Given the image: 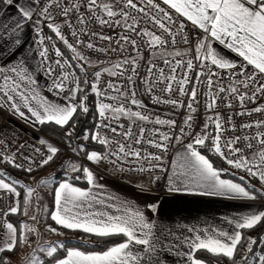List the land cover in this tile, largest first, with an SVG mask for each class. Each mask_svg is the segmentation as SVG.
Returning <instances> with one entry per match:
<instances>
[{"label": "snow or ice", "instance_id": "6c2138e0", "mask_svg": "<svg viewBox=\"0 0 264 264\" xmlns=\"http://www.w3.org/2000/svg\"><path fill=\"white\" fill-rule=\"evenodd\" d=\"M8 9L12 12L6 16ZM26 27L35 33L31 44L24 36ZM105 29L115 35L106 34ZM177 45L184 46L183 50L168 51ZM214 45L235 54L238 61L229 59ZM85 50L103 56L116 54L120 59L111 67L95 70L97 63ZM145 52L149 59L141 76L140 62ZM105 73L117 79L104 80ZM40 76L47 78V91L62 97L65 103L41 94ZM141 85L143 95L153 104L186 108L182 124L147 113V105L137 98ZM89 95L96 98L94 108L88 106ZM200 97L206 112L214 114L206 116L197 132L194 114L201 105ZM261 99L264 0H0V108L33 129L54 125L68 143L73 137L82 139L86 143L72 151L83 153L87 161L97 165L105 160L112 164L129 161L138 165L137 171L151 173L163 166L164 154L175 141L183 151L171 161L169 193L246 201L264 198V192L245 183V176L239 177L240 182L222 178L226 169L214 167L202 154L203 150L214 153L232 169L256 178L264 188V118L239 125L244 130L241 136L224 135L228 128L236 129L234 115L264 117V103H257ZM248 103L255 106L247 108ZM220 105L227 109L239 105L240 111L225 120ZM89 115L97 123L78 133L79 117ZM121 118L130 123L121 124ZM137 122L153 127H137ZM157 125L169 131H161ZM101 131L111 133L113 139ZM14 139H0V164L29 175L48 166L60 151L38 137L37 144L25 141L7 154L4 145ZM87 143L99 144L103 151H89ZM71 171L82 173L88 186L74 185L80 175L66 174L63 181L41 179L40 185L58 184L52 189L54 210L38 208L41 218L48 216L59 227L81 233V245L86 243L83 236L101 240L117 237L120 242H111L101 251H87L69 247L65 241H49L38 249L45 259L33 255L28 264H168L165 254L183 257L185 264H206L208 257L225 259L227 264H264V249L254 250L264 244V233L258 237L246 234V230L264 228V210L223 217L232 226L229 230L177 222L175 228L183 230L178 234L168 222L149 218L132 202L105 192L88 166L73 164ZM34 191L0 170V264H11L3 253L15 254L27 241L25 233L35 232L19 219L22 207L27 214ZM35 198L39 199L38 193ZM145 209L157 214L159 205L147 204ZM13 217L14 221L10 219ZM31 219L36 220V216ZM48 231L63 235L51 225ZM200 253L205 254L204 259Z\"/></svg>", "mask_w": 264, "mask_h": 264}, {"label": "built area", "instance_id": "2783aa9c", "mask_svg": "<svg viewBox=\"0 0 264 264\" xmlns=\"http://www.w3.org/2000/svg\"><path fill=\"white\" fill-rule=\"evenodd\" d=\"M92 27L96 28V27H98V25H92ZM189 28H190V24L186 26L185 30L187 31ZM104 31L106 34L115 35V33H112L107 29H105ZM34 35H35V33L32 32L30 29L31 39ZM192 35L194 36L195 33H192ZM96 43L100 44V43H104V42L96 41ZM183 47L184 46H182V45H177V47L175 49L169 47L168 51L183 50ZM85 52H86V54L90 55L91 60L93 62L97 63V67L95 70H99L102 67H111L112 64L116 63L120 59V56H117L116 54H110L108 56H103V55L92 54V53H90V51H87V50H85ZM184 58L187 59L188 56H185ZM147 59H149V55L147 52H145V59L141 60V62H140L141 63V69H140L141 76L144 75V65H145V62ZM153 59L155 60V62L157 64L161 63V61L159 59H156V58H153ZM99 61H103V63H99ZM88 71L92 72L93 69L91 67H89ZM165 73L167 74L166 68H165ZM44 78L47 81V78L46 77H44ZM89 78H91V77H89ZM102 79H104V80H109V79L116 80L117 78L116 77H109L105 73L104 76L102 77ZM47 83H48V81H47ZM138 83H139V81H138ZM156 94L161 95L159 90H157ZM137 98L141 99L144 102V104L147 105V113H150L153 117L159 116L160 118H163V119H168V118L175 119L178 126L182 124L184 116L187 115V109L186 108H184V109H172L171 106H169V105L153 104L151 99L148 96L143 95V86L142 85L138 89ZM95 99L96 98L94 97V103H95ZM200 100H201V105L197 109V112L194 114V117H195L194 131H197V132L200 131V128L202 127L203 122L206 119V116L214 114L211 112H206V110L203 107V97H200ZM105 102H111V101L106 100ZM257 103H264V99H261ZM234 104H235V102H234ZM254 106L255 105L252 103H248L246 105L247 108H252ZM133 110H135L134 106H133ZM236 111H240L239 105H235L233 109H227L224 107V105H220V115L225 120L229 114H231L232 112H236ZM261 118H264V117H261L260 114H254L252 116H244V117L234 115L232 117V123L234 125H236L237 127L233 131L230 128H228V126L226 125V128H228V130L225 131L224 135H226V136H241L244 134V130L241 129L239 127V125H241L242 123L248 122L250 120H257V119H261ZM95 123H97V120H95L94 124ZM120 123L127 125L130 122L126 118H121ZM138 126H147L148 128L153 127L152 124L145 125L144 122H137V127ZM155 127L160 128L161 131H169V129L167 127H164V126H158L157 125ZM178 131H179V128H177L175 130V132H177V133H178ZM247 131L254 133L255 129H249ZM101 134L102 135L106 134L110 140L113 139L111 133H104L103 131H101ZM13 136H15V139L13 140L12 144L4 145V147L9 150L7 154H11V152H14L16 150V148H18L19 145L21 143H24L25 141L29 142V144H37V138L38 137H43V138L47 139L49 142H51L53 145H56V146L58 145L56 142L51 140L49 137L42 134L38 128L33 129L31 126H29V125L25 124L24 122H22L21 120H19V118H17L16 116H13L11 114V112L8 111L7 109L0 108V139L8 140V139H12ZM116 139H119L121 143L123 142V140L120 138H116ZM93 144L100 148V151H98V152L103 151V148L101 145L96 144V143H93ZM236 146L240 147L241 145L237 144ZM112 147L113 148L115 147V143L112 144ZM137 147H139V146H137ZM179 147H181V146L179 144H177L175 141H173V143L169 147L168 152L164 154V159L162 161L163 166L161 168L155 169L151 173L137 171L136 168L138 167V165L134 162H129V161H118L115 164H112L108 160H105L102 163H100L99 165H97L96 163L94 164L93 162H89V163H87V166L88 167H91V166L95 167V169L98 171V173L100 175L107 176V177H109L115 181H119V182H124L126 179H139V178L150 179L151 180L150 190L154 193L160 194V193L165 192V181H166L168 169H169L171 160L173 158L174 152ZM148 151L157 152V153L159 152V150L153 149V148H148ZM36 170H39V169H36ZM156 176H159L160 179L154 180L153 178ZM0 195H2V193H0ZM4 210L6 211V209H4ZM54 228H56V227H54ZM0 239H2V237H0ZM0 246H2V245H0Z\"/></svg>", "mask_w": 264, "mask_h": 264}, {"label": "crops", "instance_id": "0c3cea01", "mask_svg": "<svg viewBox=\"0 0 264 264\" xmlns=\"http://www.w3.org/2000/svg\"><path fill=\"white\" fill-rule=\"evenodd\" d=\"M11 12L12 9H8V13H6V16ZM24 36L26 41L29 44H31L32 39L30 36V28L27 27L25 28ZM214 46L217 47V50L221 51L222 54L226 55L229 59L238 61L239 58L236 57L235 54L227 52V50L222 49L219 45H214ZM38 83L42 95L46 96L49 100L53 102L65 103L62 97H57L55 94L49 93L47 91V87H46L47 81L43 76L39 77ZM36 128H39V126ZM182 151L183 149L181 147L177 148L174 152L171 161L177 158L176 157L177 152H182ZM89 168L93 170L94 175L96 176V182L104 186L105 192H110L112 195L119 196L121 200H127L132 202L134 207H138L141 210H145L146 215H148L149 218L155 219L158 217L159 220L168 222L169 226L173 229V231H177L178 234L180 232H183V230L182 229L177 230L175 228V223L177 222L186 223L189 224L190 226L191 225H195L198 227L215 226L217 228L229 230L231 229L232 226L227 224L222 219L223 217L232 218L244 213H248L250 211L254 212V211L264 210V201H260V200H256V201L229 200L223 197L200 196V195L187 194V193H169L167 191V184H168L167 178L172 175L171 163L166 176L165 192L160 194L154 193L150 190L151 188L150 179L147 178L126 179L124 182H119L107 176L100 175L98 171L95 169V167L91 166ZM222 178L229 179L223 176ZM57 186L58 184L55 187ZM87 186L88 185H86V187ZM50 202H51L50 210H54V202L52 195ZM152 203H156L159 205V210L157 214L151 213L150 211H147L145 209V206L147 204H152ZM51 224L54 225V227H56L59 230L63 229L62 227L56 225L53 221H51ZM164 259L168 261V264H185V258L183 257H176L165 254Z\"/></svg>", "mask_w": 264, "mask_h": 264}, {"label": "trees", "instance_id": "16d2710c", "mask_svg": "<svg viewBox=\"0 0 264 264\" xmlns=\"http://www.w3.org/2000/svg\"><path fill=\"white\" fill-rule=\"evenodd\" d=\"M94 97L93 95H89V101H88V106L89 108H94ZM95 119H93V115H89L87 117L85 116H80L78 121H77V132L78 133H82L83 129H88L90 128L92 125H94ZM39 131L44 134L45 136L49 137L51 140H53L54 142H56L58 145L57 147L59 148V152L56 156V158L54 159L53 162H51L50 164L54 163V162H58L59 160L63 159V160H71L74 161V153L72 151V149L76 148L79 144L81 143H86L83 140L77 139L76 137H73L71 139V143L67 142V138H62L60 135V130L58 128H56L54 125H45V126H39ZM56 146V145H54ZM87 148L89 151L92 150H96V151H100V148L95 146L93 143H87ZM73 152V155L70 152ZM202 153L204 155H206L210 161L213 163L214 167L219 168H223L226 169V171L222 174L223 177L225 178H229L232 179L234 181L240 182L239 177L245 176V183L249 184V180L250 179L252 182H256L257 179L256 178H252V177H248L245 175V173H239L242 171H236L233 170L232 168H230V166H228L227 164H225L217 155H215L214 153L207 151V150H203ZM77 155V154H76ZM79 159L76 160L78 161L77 164H82L84 166H87V163H89V161H87L86 157L83 155V153H80L78 155ZM49 164V165H50ZM48 165V166H49ZM62 165V164H60ZM47 167V166H45ZM44 167V168H45ZM62 167V166H60ZM43 169V168H42ZM0 170L6 171L8 173H10V175L12 173L18 174L20 177L26 175L27 173L19 171V170H15L12 169L11 167L7 166V165H2L0 164ZM39 170L34 171L31 174H34ZM56 175V179L57 181H61L64 180L66 178V173H64L63 171H58L55 173ZM68 176H76V175H80L81 179L79 180H74L73 183L75 185H78L80 187H86L87 185V181L86 179L83 178V174L82 173H76V172H72L70 174H67ZM57 184L55 183L53 185V187L51 188V195H52V189L56 186ZM19 190V189H18ZM260 201H264V198H260L258 196V198ZM50 207H51V202H50ZM50 209V208H49ZM25 209H23V207L21 208V214L19 215V219L21 221H23V212ZM12 221L15 220V217L10 218ZM46 223L48 225L54 226L51 224V220L50 218L47 216L46 217ZM62 231L66 232L67 234H70L71 236H65V238L62 241H65L67 243V245L69 247H79L81 250H87V251H101L106 249L108 246H111V242H120V238L117 237H113L110 239H104L101 240L99 238H92V237H88V236H83V239L86 241L85 244L81 245L78 243L79 239L82 238V234L79 232H72L66 229H62ZM264 233V228H257L255 231H247L246 230V234L249 236H253V237H258V234ZM260 249H264V244H258L257 246H255V251H259ZM16 252V251H15ZM12 255L11 252H5L3 253V256L7 259L8 256ZM199 257L204 259L205 258V254L204 253H200ZM208 260L211 261V264H223L222 262L225 259H216L214 257H208L206 260V263L208 264Z\"/></svg>", "mask_w": 264, "mask_h": 264}, {"label": "rangeland", "instance_id": "374dc122", "mask_svg": "<svg viewBox=\"0 0 264 264\" xmlns=\"http://www.w3.org/2000/svg\"><path fill=\"white\" fill-rule=\"evenodd\" d=\"M70 153L73 155L72 151ZM73 156L75 158L74 161L61 159L58 162H54L34 174H30V175L26 174L22 177H20L18 174L15 173L11 174V176L16 178L17 180L35 189L33 193V198L30 200V205L26 209L27 214L26 215L23 214L24 215L23 221H26L31 228L35 229V232L25 233L27 236V241L19 246L15 254L12 253V255L7 257V259L11 261V264H28L29 258L32 257L33 255H35L38 260L43 261L45 259V256L43 253H40L38 251L40 246L45 245V242L62 241L65 238V236H71L70 234H67L66 232L59 229L58 231L62 232L63 235H57L48 231L49 225L46 223L47 216H44L42 219L41 213L40 211H38V208L40 210L44 209L45 206H48V208H50L51 188L55 184V183H50L49 185L44 186V185H40L39 181L43 178H51L54 181H57L55 173L58 171H63L66 174H70L73 164L78 163V161L76 160H78L79 156L76 154H74ZM67 162H71V163H67ZM60 164L66 166L60 167L62 166ZM239 173H244V172L242 171ZM248 180L250 185H253L257 189H260L262 192H264V188L261 187V184L258 182V180L256 182H252L250 179ZM37 193L39 194V199L35 198ZM33 216H36V220L31 219V217ZM34 249L36 250L35 252ZM222 263L227 264V261L224 260Z\"/></svg>", "mask_w": 264, "mask_h": 264}]
</instances>
